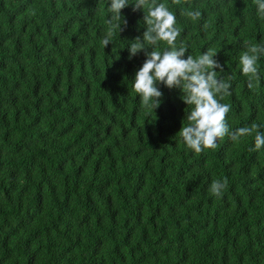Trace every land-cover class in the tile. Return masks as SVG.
<instances>
[{"label": "trees", "instance_id": "16d2710c", "mask_svg": "<svg viewBox=\"0 0 264 264\" xmlns=\"http://www.w3.org/2000/svg\"><path fill=\"white\" fill-rule=\"evenodd\" d=\"M110 2L0 0V264H264V147L227 135L189 149L180 88L161 84L160 106H142L147 57L128 46L145 11L122 9L128 24L105 47ZM157 2L185 59L214 49L217 77H234L230 131L264 125V55L254 90L240 65L245 39L264 45L254 0Z\"/></svg>", "mask_w": 264, "mask_h": 264}, {"label": "clouds", "instance_id": "9594fccd", "mask_svg": "<svg viewBox=\"0 0 264 264\" xmlns=\"http://www.w3.org/2000/svg\"><path fill=\"white\" fill-rule=\"evenodd\" d=\"M179 5L181 0H173ZM257 6V16L264 20V0H254ZM133 5V11L144 9L143 17L146 30L141 37L137 36L128 46L129 59L138 55L141 51L146 54V60L140 67L133 81L134 91L140 96L141 105L146 108L157 109L161 104L163 92L159 85L168 88H180L181 99L193 107L186 111L187 125L179 131L189 149L199 154L205 149H215L217 141L231 136L233 141H239L241 137L254 136V151L264 147V132L260 129L262 124L252 122L250 126L239 127L234 132L230 131L226 119L231 110V105L222 103L225 96L230 94L232 75L226 78H218L216 69L224 71L223 65L215 59L217 52L209 49L199 56L188 55L185 59L187 47H177V38L180 30L176 27V15L169 10L165 3L157 0H111L108 6L110 17L107 21L109 28L105 32L102 43L106 47L113 41L116 30L119 33L127 26L128 21L122 13V9ZM191 20L200 19L199 10L184 13ZM122 25L124 27H122ZM208 27L207 24L204 25ZM161 42L167 44L162 52L156 50ZM246 49L240 55L242 73L248 78V87L255 89L260 80L258 60L264 55V45L255 44L245 39ZM151 46L152 51H147ZM228 186V179L213 180L209 192L215 196L223 195Z\"/></svg>", "mask_w": 264, "mask_h": 264}]
</instances>
